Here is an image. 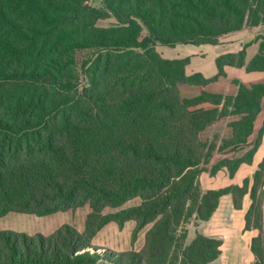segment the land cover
Masks as SVG:
<instances>
[{"label":"trees","instance_id":"trees-1","mask_svg":"<svg viewBox=\"0 0 264 264\" xmlns=\"http://www.w3.org/2000/svg\"><path fill=\"white\" fill-rule=\"evenodd\" d=\"M103 4L0 0V217L90 208L82 234L66 224L48 236L0 231V264H211L222 239L198 230L190 237V224L207 223L223 196L241 209L249 195L245 231L258 230L264 217V157L249 189L248 179L207 191L199 182L214 151L223 157L211 175L225 169L233 178L252 163L264 116L253 148L226 156L248 145L264 82L232 80L235 95L207 86L225 76V66L264 71V46L248 63L244 49L217 57L211 78L187 74V59L165 60L156 47L216 45L224 35L264 27V0ZM108 16L116 25L98 27ZM225 118L231 141L201 139ZM135 198L138 206L102 214ZM128 221L132 243L150 226L140 251L91 248L105 225L122 229ZM260 243L258 235L249 245L256 263Z\"/></svg>","mask_w":264,"mask_h":264},{"label":"rangeland","instance_id":"rangeland-1","mask_svg":"<svg viewBox=\"0 0 264 264\" xmlns=\"http://www.w3.org/2000/svg\"><path fill=\"white\" fill-rule=\"evenodd\" d=\"M88 5L96 9L104 8L103 0H88ZM114 25H116V21L113 16H108L105 19L99 20L97 22V26L100 28H108ZM246 33H251L250 39L254 40V42L257 43L260 47L264 46V27H258L254 30H249V32ZM204 49L207 50L208 48H200V51ZM156 51L165 60H173L177 57H179L180 59H187L188 63L190 64L188 71L192 70L191 63L193 62V60L199 61L200 59H202V57H204L203 52H197L196 48L191 45H179L177 47H166L158 45L156 47ZM82 56H86V53L82 54ZM263 60L264 58H262V61ZM190 73L192 72H188V74ZM81 83L84 82L81 81ZM220 89L228 92L227 95H233L237 91V87L232 83V81H230L229 84H227V82L224 83V85L220 86ZM207 91H211V86L207 87ZM185 93L189 94V92ZM263 116L264 100L262 102V112L254 123V130L252 135L248 138V145L233 153H228V156L226 157H240L245 155L247 151L253 148L256 141L260 138L259 130L261 128ZM230 121V118H225L223 120L218 121L215 125L207 128L201 134V139L203 141L211 142L216 139V145L218 146L221 145L222 141L224 140L231 141V129L228 127ZM222 157L223 154H217V152L214 151L209 163L200 167L199 182L201 189L203 191H207L219 190L222 188H226L230 185L241 186L244 179L249 180V189L252 183V173L256 168H254V170L252 171L246 166H243V168L239 170L238 175L235 178L233 177L234 180H232L233 178L229 177L228 172L225 169L218 171L214 175L210 174L211 167L217 162L218 159H221ZM246 198L249 201L250 205L249 195H246ZM220 201L222 202L220 203V206L218 205L219 208L209 223H203V226H201L202 224H190L188 226L190 237L193 235L194 231L198 230L203 235L212 237L214 236L222 239L223 244L221 246V253L223 254V256L219 259V261L213 264H245V261H247V258L250 256V252L248 248L247 238L241 237V234H243L245 231L244 216L242 217V212L237 211L239 209H235L233 207L232 199L230 196H227V198H222V200L220 199ZM229 203L231 207H229ZM139 204L140 200L138 198H135L126 202L118 209L106 208L103 210L102 214L107 215L109 213L118 212L119 210L138 206ZM85 209H88V207L86 206V208L84 209H79L75 214H72L73 212L69 211L68 213L61 212L56 215L44 217H36L29 214L9 213L4 217H0V230H13L29 234L32 232H41L44 234L51 232L55 228H58L60 224L70 225L71 222H74L76 226H79L78 221L81 218L80 215L83 213V211H85ZM83 222L84 216L82 217V223ZM237 222L243 223V228L241 231L239 230V235H237L234 231V226ZM133 225V222H127L124 230H122L120 234L117 233V230H115L116 233L114 234L112 229L113 227L116 228V225L114 223L108 224L98 234L95 241L91 245V248L93 250H96L97 252L101 250H107L114 254L115 252L113 251H117V248L121 250L127 248V246L130 244V236L132 233ZM149 227L150 226H147L142 230L145 231L146 229L147 231ZM231 230H233V232H231ZM249 232L254 235L253 237H256L258 235L261 236V247H259L261 262L256 263V260H254L253 264H264V217L262 219L260 228L258 230L252 229Z\"/></svg>","mask_w":264,"mask_h":264},{"label":"crops","instance_id":"crops-1","mask_svg":"<svg viewBox=\"0 0 264 264\" xmlns=\"http://www.w3.org/2000/svg\"><path fill=\"white\" fill-rule=\"evenodd\" d=\"M249 30L251 29H242L240 31L237 32H233L227 35H224L223 37H221L219 39L218 44L216 45H199V46H193L196 48L197 52H203L204 57H202V59H200L199 61H194L191 63L192 66V70L188 71V68L190 66V64L188 63L185 67V71L188 74V72H192V73H200L202 74L205 78H211L213 76H215L217 74V67L215 65V60L217 57L224 55V54H229V53H238L240 51H242L244 49L245 51V63H248L252 60V58L257 54L258 52V48L259 45L257 43L254 42V40L250 39V34L251 33H246L249 32ZM179 46V45H177ZM175 46V47H177ZM208 48V52L206 49L200 51V48ZM206 50V51H205ZM207 52V53H205ZM175 59H180L179 57L175 58ZM174 60V59H173ZM190 73V74H192ZM224 73L225 76L219 78L217 81L210 83L208 86H211V91L210 92H215L216 94H224L227 95L228 92L223 91L222 89H220V86L224 85V83L227 82V84L230 83V81L232 80H237L245 85H250V84H254V83H259V82H264V71H255V72H247L244 68H236V67H230V66H225L224 67ZM207 86V87H208ZM214 90V91H213ZM236 93H234L233 95H235ZM232 95V94H231ZM264 157V134H263V138L261 140V143L259 145V147L257 148L253 159H252V163L250 165H246L243 164L239 167V169L237 170V172L235 173L234 178L238 175V172L241 168H243V166H246L247 168L251 169L252 171L254 170V168L257 167L258 163L262 160V158ZM234 178L232 180H234ZM222 198H227V196H223ZM221 198V200H222ZM248 198V197H247ZM246 195L244 196L243 200H242V205H241V209L237 210L239 212H242V217L245 215L246 210L248 209L249 206V201L247 200ZM228 200V199H227ZM222 201L219 202V206L220 203ZM229 202V201H228ZM230 205V203H229ZM87 205L78 208L76 210H69L71 212H73L72 214H75L79 209H84L86 208ZM218 206V208H219ZM88 207V206H87ZM231 207V205L229 206ZM217 208V210H218ZM216 210V211H217ZM69 211H65L62 213H68ZM216 211L214 212V214L212 215V217L210 218V220H212V218L214 217V215L216 214ZM236 211V210H234ZM90 212V208L88 207V209H85V211H83V213L80 215V219L78 221L79 226H76L74 224V222H71V224H66L69 226H72L78 233L82 234L84 232V228H85V219L86 216L88 215V213ZM58 213L61 212H57L48 216H52V215H56ZM9 214V213H7ZM6 214V215H7ZM5 216V215H4ZM2 216V217H4ZM84 216V222L82 223V217ZM44 217V216H43ZM210 220L207 222L209 223ZM128 222H133V221H128ZM112 223V222H111ZM127 223V222H126ZM126 223L123 225L122 229H119L118 226L116 225V228L113 227L112 231L115 234V230H117V233L120 234L122 230H124ZM110 224V223H108ZM107 224V225H108ZM134 224V222H133ZM243 223L237 222L236 225L234 226V231L237 235H239V230L241 231L243 228ZM62 225L65 224H60L59 227H61ZM105 225L101 230H99L97 232V234L94 236V238L91 240L90 246L93 244V242L95 241L96 237L98 236V234L107 226ZM133 225V229H134ZM203 226V224L201 225ZM58 227V228H59ZM58 228H55L54 230H52L49 233H41V232H32V233H25V232H19V231H13V230H7V231H12V232H16V233H23L27 236H34L36 234H41L42 236H48L50 234H52L55 230H57ZM132 229V232H133ZM0 231H6V230H0ZM231 232H233V230H231ZM145 233H146V229L141 230L138 234L137 237L135 239V241L132 243L131 242V236H130V244L127 246V248L125 249H119L117 251H113L115 253H120V252H125V251H134V252H138L142 249L143 245H144V241H145ZM132 234V233H131ZM254 235H252L251 232L249 231H244L243 234H241V237H245L248 240V248L250 245V241L251 238ZM250 256L247 258V261H245V264H253L254 262V256L251 253L250 249ZM223 254H220V257L215 261H219L220 258H222ZM213 262V263H215ZM211 263V264H213ZM227 264V263H226Z\"/></svg>","mask_w":264,"mask_h":264}]
</instances>
